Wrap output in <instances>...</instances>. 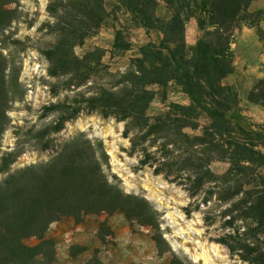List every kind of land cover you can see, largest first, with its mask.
Segmentation results:
<instances>
[{
	"label": "trees",
	"instance_id": "trees-1",
	"mask_svg": "<svg viewBox=\"0 0 264 264\" xmlns=\"http://www.w3.org/2000/svg\"><path fill=\"white\" fill-rule=\"evenodd\" d=\"M252 1L115 0L132 27L157 29L162 37L142 45L124 72H112L103 62L105 49L96 47L83 56L75 51L106 20V0H50L47 11L55 22L44 26L51 29L55 41L43 50L48 72L65 78L66 89L75 93L46 106L47 114L58 113L57 119L29 132L36 140L35 148L54 151L53 158L15 172L11 166L24 150H3L2 140L11 122L12 104L24 98L25 89L20 62L0 40V175L7 173L0 179V264H58L56 242L46 237L51 224L69 217L82 222L89 215L105 213H124L130 221L149 227L160 248L167 246L163 213L146 196L126 192L117 176L108 173L110 156L102 140L80 133L54 144L52 135L84 112L125 122L123 136L130 140L127 152L140 155L136 169L150 167L181 185L195 198L184 208L187 215L212 202L224 204V232L215 241L228 248L234 264H264V174L259 170L263 153L254 139L236 135L244 131L236 121L242 116L240 95L235 85L224 83L235 71L236 32L244 25L259 24L264 16V9L250 11ZM18 2L0 0V35L19 18L17 8H8ZM161 3L167 11L163 17L158 15ZM192 18L202 32L193 45L186 39ZM11 43L24 44L19 38H12ZM129 46L119 29L114 48L128 50ZM103 70L104 77L112 80L90 87L91 94L80 89L98 83ZM172 81L182 87L190 102H174L168 111L151 117L147 111L156 96L151 86ZM247 98L264 107V78ZM202 113L211 119L203 126ZM189 129L201 133L192 134ZM215 161H227L228 169L216 173L211 168ZM212 211L205 213L207 224L216 221ZM29 237L39 242L28 245ZM171 264L193 262L173 253Z\"/></svg>",
	"mask_w": 264,
	"mask_h": 264
},
{
	"label": "rangeland",
	"instance_id": "rangeland-1",
	"mask_svg": "<svg viewBox=\"0 0 264 264\" xmlns=\"http://www.w3.org/2000/svg\"><path fill=\"white\" fill-rule=\"evenodd\" d=\"M50 0H19L8 6L17 8L19 18L0 40L8 46V52L16 55L21 64L20 80L25 89L22 100L12 104L9 111L11 122L2 140L3 150L22 148L24 153L11 166L15 172L27 165L49 161L55 155L52 150L41 151L35 148L36 140L32 138L36 130L53 123L57 112L46 113V106L65 100L66 96L73 97L74 91L66 89L65 78L49 75V62L43 50L54 43V34L45 27L46 22H55L49 15L47 6ZM108 16L106 20L89 35L83 44L76 46L75 51L83 56L87 51L96 47L105 49L103 62L112 72H124L131 58L140 54L142 45L149 41L159 42L162 33L153 29L147 31L143 27H132L126 21L127 15L116 6L115 0H106ZM158 15H167L164 3H161ZM121 29L124 39L129 43L128 50L114 48L117 31ZM202 32L198 25H189L186 39L192 41ZM8 35H13L7 40ZM12 38H19L23 45L11 43ZM190 44V43H189ZM192 45V44H191ZM23 48V49H22ZM104 70L99 75L98 83H88L80 88L89 91L100 84L109 82L111 77L105 75ZM93 87V88H90ZM156 91L147 113L154 117L170 109L174 102L188 104L189 97L182 87L175 81L165 86H151ZM57 91V93H56ZM246 106L240 105L241 117L236 121L243 127L236 134L240 138H252L258 145L263 156L259 158L260 172L264 174V123H257L245 113ZM206 113L200 117L201 125L210 123ZM125 122L114 117H104L98 112H84L79 117L66 121L65 127L59 133L52 135L54 144L60 145L80 133L95 140H102L110 156L109 174H115L123 189L128 193L146 196L163 213L162 232L167 246L160 248L153 238L149 227L130 221L124 213L89 215L82 222L73 218H64L51 224L46 237L56 242V259L58 264H171L173 253L187 256L193 264H234L236 262L226 246L215 241L223 234L221 222L226 208L224 204L212 202L201 206L200 211L187 215L184 208L195 201L181 186L169 181L163 175H157L150 167L136 169L139 154L129 155L130 140L123 136ZM192 134H199L201 130H188ZM229 167L227 161H215L211 168L216 173H223ZM7 176L1 174L0 179ZM203 196H200V200ZM212 209L216 221L207 224L204 220L207 210ZM28 245L39 242L36 237L25 240Z\"/></svg>",
	"mask_w": 264,
	"mask_h": 264
},
{
	"label": "crops",
	"instance_id": "crops-1",
	"mask_svg": "<svg viewBox=\"0 0 264 264\" xmlns=\"http://www.w3.org/2000/svg\"><path fill=\"white\" fill-rule=\"evenodd\" d=\"M264 9V0H253L250 11ZM198 25L197 20L192 18L187 25ZM199 27V26H198ZM186 32V34H187ZM187 37V36H186ZM197 36L190 42L195 44L199 39ZM234 50L235 71L224 79V83L235 85L240 95V105L246 106L245 113L257 123H264V107L248 100V93L255 83L264 78V16L257 25H244L235 34ZM190 102V99L187 103ZM239 105V106H240Z\"/></svg>",
	"mask_w": 264,
	"mask_h": 264
}]
</instances>
